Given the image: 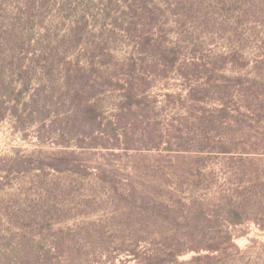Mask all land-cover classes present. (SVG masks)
I'll return each mask as SVG.
<instances>
[{
	"label": "trees",
	"instance_id": "1",
	"mask_svg": "<svg viewBox=\"0 0 264 264\" xmlns=\"http://www.w3.org/2000/svg\"><path fill=\"white\" fill-rule=\"evenodd\" d=\"M183 8L200 13L195 2ZM160 15L128 20L125 30L146 50L124 59L93 38L86 16L60 37L29 36V18L10 38L0 31V113L12 111L17 127L22 115L42 123L40 142L50 145L26 163L1 161L0 182L51 169L91 182L89 198L96 191L112 208L98 244L79 232L72 243L65 230L36 241L33 230L30 254L13 259L0 249V264H264V244L241 248L232 230L251 221L264 229V53L251 66L242 35L213 57L186 55L164 36L139 38L138 25ZM107 25L104 40L114 34ZM173 73L181 92L155 93L153 80Z\"/></svg>",
	"mask_w": 264,
	"mask_h": 264
},
{
	"label": "rangeland",
	"instance_id": "2",
	"mask_svg": "<svg viewBox=\"0 0 264 264\" xmlns=\"http://www.w3.org/2000/svg\"><path fill=\"white\" fill-rule=\"evenodd\" d=\"M190 2H195L196 7L200 5L198 18H191L183 8ZM137 7L138 11H134ZM157 13L161 15L155 23L138 25L140 30L145 28L139 38L147 37V33L154 39L164 36L169 42H179L186 55L190 56L195 48L199 54L213 57L225 52L229 46L234 48L239 45L238 35H242L244 41L241 45H244L248 59L252 60L251 66L264 53V0H0V31L10 38L13 34L11 29L24 30L25 19L29 18L33 20V23H29L33 28L26 31L29 36L37 37L49 31L60 37L68 32L74 22L86 16L90 28L95 30L93 38L106 42L109 49L124 59L134 53L138 56L137 51L146 50L144 39L132 37L125 30L129 26L128 20L136 15L140 22H146ZM191 19L194 20L189 23ZM105 24L114 29V34L112 37L108 35L107 40L100 36L101 27L104 28ZM138 42H142V45ZM149 57H142L144 66L151 63L145 62V59L149 61ZM153 81V91L157 94L181 92L182 86L178 84L183 81L175 73ZM21 118V125L17 127V118L12 111L0 113L2 163L12 162L15 158L26 163L33 154L44 155L45 150L50 149L49 144L40 142L42 123L29 125L26 115ZM76 177L39 168L25 174H10L9 178L0 182L2 253L13 259L27 257L32 248L29 234L33 230L35 233L41 232L34 239L36 241L39 238L51 241L65 230L64 235L72 243L80 242L76 240V233L79 232L78 238H84L82 241L98 244L97 238L108 227L106 221L100 220L107 217V211L112 208L104 202L106 196L103 190L98 189L99 195L102 192L104 197L97 198L98 192L95 191L94 197L89 198L92 193L91 182ZM89 178L91 176L86 180ZM93 200L95 202L89 203ZM258 218L264 223V213ZM68 230L72 231L70 235ZM88 230L93 232V237L88 235ZM232 230L241 248L256 245V251H259L264 244V229L255 221L232 227ZM34 243L39 250L37 246L40 243ZM88 244L87 255L91 256L94 252ZM73 253L76 254V251ZM193 254L183 255L180 260L186 261ZM96 256L100 257V254ZM107 257L103 256L104 259Z\"/></svg>",
	"mask_w": 264,
	"mask_h": 264
}]
</instances>
